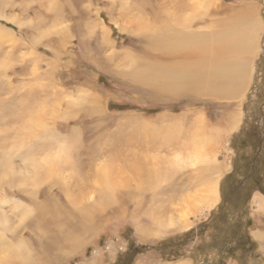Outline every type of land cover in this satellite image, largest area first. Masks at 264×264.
<instances>
[{
	"label": "rangeland",
	"instance_id": "1",
	"mask_svg": "<svg viewBox=\"0 0 264 264\" xmlns=\"http://www.w3.org/2000/svg\"><path fill=\"white\" fill-rule=\"evenodd\" d=\"M245 9L258 32L238 99L218 81H152L153 68L202 58L222 76L228 56L215 39ZM158 28L198 36L201 50L161 48ZM263 119L264 0H0V264H118L130 242L198 227L178 257L148 252L134 264H264L253 198L264 194H241L253 154L243 130L264 134ZM199 148L228 165L215 200L191 169Z\"/></svg>",
	"mask_w": 264,
	"mask_h": 264
},
{
	"label": "bare ground",
	"instance_id": "2",
	"mask_svg": "<svg viewBox=\"0 0 264 264\" xmlns=\"http://www.w3.org/2000/svg\"><path fill=\"white\" fill-rule=\"evenodd\" d=\"M247 15H249V13H248V10L245 9L244 14L242 16V17H244V19H241V25L240 26L238 24L233 25L230 29V32L225 31L224 33L217 36L215 39L216 43L218 42L219 44H221L226 49L238 47L237 50L235 48L231 49L230 54L225 49V52L228 56L227 57L228 62L225 65L224 64L220 65V68H221L220 73L222 76L217 77V76H215V74L213 72L211 74L208 73L207 69H204V67H203V65L208 64V62L205 61L206 60L205 58H202L200 61H196V62L189 61V63L186 61H182V62L178 63V61H177V63H178L177 65L168 66V67H165L163 69L158 68V67L153 68L152 74H151L152 81H160V82L164 83L165 86L170 87L171 89H173L175 84H177V80L185 81L187 84L191 83V84H197V85H199L201 82H205L207 84H208V82H210L212 85V83H215L218 81L219 85L221 86V90L219 92H221L222 95L223 94H225V95L232 94L231 95L232 97L234 95H236V98H237V96L239 98L240 97L239 94L241 92H243L240 83L245 82V70L247 67V64L245 67V59H244L243 55L245 53L250 52L251 48L253 49L255 41H256V37H257V32H258V25L255 21H254V23L251 22V23H246L244 25L245 19H246L245 17H247ZM239 18H241V17H239ZM184 20L186 21V20H188V18L184 17ZM171 21H172V19H171ZM175 23H176V20H175ZM181 23H182V21H181ZM185 27H186V24H185ZM158 29H159V33L161 35L164 34L163 28H158ZM200 41H201V39H199L198 36L192 37V36H189L188 34L182 35V34H179L178 32H172V31H170V33L168 35L160 36L161 48L170 49V50H172L173 47L178 49V48H182V46L187 47V46H190L193 44L199 45L195 48L198 50V49H200L199 47L201 46ZM219 48H220V46H219ZM238 52H239V54H237ZM234 59H235V61H234ZM237 60H239L238 62H240L238 64H241V69L238 68L233 73L234 64ZM233 61H234V63L232 64ZM248 61L250 62V60H248ZM210 62H212V61H210ZM249 62H247V63H249ZM154 64H156V63H154ZM182 64H184V66ZM186 64H188L189 68L187 67ZM185 65H186V67H185ZM149 79H150V75H149ZM144 80H146V79H144ZM212 81H214V82H212ZM189 87H190V85H189ZM174 88H176V86ZM213 90H215V89L212 86L210 92ZM170 92L175 93L176 90L170 91ZM212 149H210L209 151H205L203 148H199V150H196L193 153V155L191 156V163H190L194 167L191 169L195 175L202 174V177L198 181H201L202 182L201 184H203L206 187V189H207L206 195L208 196V200H211L212 198H213V200H215L216 196H214V195L217 193V187H218L219 179H220L223 171L228 166L227 164H226L227 166H224V165L218 163V161L215 158V151L212 153ZM187 159L189 160V158H187ZM53 162L55 163V166L53 167L52 165H49L48 166L49 169H53V168L57 169L58 165H57L56 160H53ZM219 162H221V161H219ZM195 166H199L200 167L199 170H196L198 168L197 167L195 168ZM40 168H46V166H43ZM253 198L255 199L254 204L257 207H259V209H262L263 203H264V196L262 197V195H259V193H258Z\"/></svg>",
	"mask_w": 264,
	"mask_h": 264
},
{
	"label": "trees",
	"instance_id": "3",
	"mask_svg": "<svg viewBox=\"0 0 264 264\" xmlns=\"http://www.w3.org/2000/svg\"><path fill=\"white\" fill-rule=\"evenodd\" d=\"M114 31L115 29H113V32ZM99 81L101 84L105 86H110V84L107 83L106 78H104L103 76L99 78ZM263 123H264V119H263ZM257 130L255 128L252 131H248L247 128L243 130V133H245L247 136L248 146L250 147V150L253 151V154L249 158L246 174H244L243 176V184L241 185V189H242L241 194H244L243 201H247L249 199L252 191L251 189H253L256 185L258 189L264 194V188L262 189L261 186L262 184L261 182L258 181V178L261 177L258 166L261 163L262 164L264 163V159H261L259 154L262 149V145L264 143V134L260 132V127ZM237 154L239 157H241L240 153ZM238 164L239 162L236 160L233 162L234 169H237ZM233 177H234V173L226 180V185L228 183V186L230 187L231 190H233L235 186L234 182L231 180V178ZM220 191H221V185H220ZM222 195L223 196L225 195L223 191L221 192V196ZM247 222L248 225H250L251 222L249 220H247ZM203 231L204 230L201 227H198L197 229H191L179 236L170 237L161 240L153 246L143 243L130 242L127 252H125V254L121 257L118 264H134L139 256L144 255L148 252H153L155 255L158 256V258H166V259H169L171 257L176 258L179 256L178 251L180 250V247H187L193 241V236L199 237L203 234ZM246 244L247 247L248 246L251 247L255 243L253 240L247 239Z\"/></svg>",
	"mask_w": 264,
	"mask_h": 264
},
{
	"label": "crops",
	"instance_id": "4",
	"mask_svg": "<svg viewBox=\"0 0 264 264\" xmlns=\"http://www.w3.org/2000/svg\"><path fill=\"white\" fill-rule=\"evenodd\" d=\"M245 8V7H244ZM263 197V195H262ZM263 210H264V203H263ZM264 212V211H263ZM181 264H190L189 262H181Z\"/></svg>",
	"mask_w": 264,
	"mask_h": 264
}]
</instances>
